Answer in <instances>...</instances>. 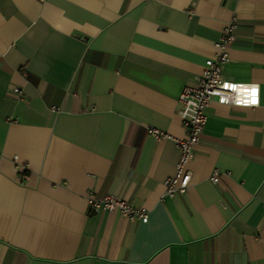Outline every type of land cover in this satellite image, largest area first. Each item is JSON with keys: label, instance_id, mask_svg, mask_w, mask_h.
Here are the masks:
<instances>
[{"label": "crops", "instance_id": "0c3cea01", "mask_svg": "<svg viewBox=\"0 0 264 264\" xmlns=\"http://www.w3.org/2000/svg\"><path fill=\"white\" fill-rule=\"evenodd\" d=\"M233 21L223 76L259 105L212 99L166 197L180 97ZM0 264H264V0H0Z\"/></svg>", "mask_w": 264, "mask_h": 264}, {"label": "built area", "instance_id": "2783aa9c", "mask_svg": "<svg viewBox=\"0 0 264 264\" xmlns=\"http://www.w3.org/2000/svg\"><path fill=\"white\" fill-rule=\"evenodd\" d=\"M237 28L235 21L226 25L220 40L215 44L216 55L207 60L205 70L197 78L196 84L186 86L180 97L178 113L182 123H184L186 136L184 139H176L175 141L180 152V158L176 164L175 175L165 182L166 197H175L178 194L185 195L189 190L193 175L188 169V165L195 157V149L207 124L206 110L212 99H216L220 104L235 108H251L259 105V85L235 84L225 81L223 76L225 64L229 61L230 47L237 40ZM253 90H255V97L252 95ZM14 93L19 96L22 94L18 88L14 89ZM152 134L157 140L167 137L157 130L152 131ZM219 176L221 173L215 169L210 176V181L213 184H219L221 179ZM87 198L90 209L94 213L118 212L130 220L136 219L143 223L149 221L148 213L143 207H132L127 201L119 197L98 198L95 193H90Z\"/></svg>", "mask_w": 264, "mask_h": 264}, {"label": "snow or ice", "instance_id": "6c2138e0", "mask_svg": "<svg viewBox=\"0 0 264 264\" xmlns=\"http://www.w3.org/2000/svg\"><path fill=\"white\" fill-rule=\"evenodd\" d=\"M252 95L255 97V90L252 91ZM253 102H255V100H253Z\"/></svg>", "mask_w": 264, "mask_h": 264}]
</instances>
